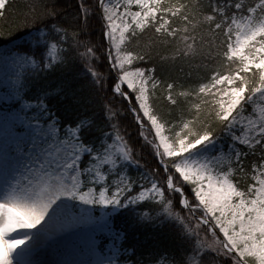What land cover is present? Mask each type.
<instances>
[{
	"label": "snow or ice",
	"instance_id": "obj_1",
	"mask_svg": "<svg viewBox=\"0 0 264 264\" xmlns=\"http://www.w3.org/2000/svg\"><path fill=\"white\" fill-rule=\"evenodd\" d=\"M0 21V264H264V0Z\"/></svg>",
	"mask_w": 264,
	"mask_h": 264
},
{
	"label": "trees",
	"instance_id": "obj_2",
	"mask_svg": "<svg viewBox=\"0 0 264 264\" xmlns=\"http://www.w3.org/2000/svg\"><path fill=\"white\" fill-rule=\"evenodd\" d=\"M24 2L25 0H15V6L17 9V13L23 9L24 7ZM15 22V18L14 17H9L8 21H7V25H5V30H7L8 27H11ZM4 22L0 21V25H3ZM96 38L99 39V33L96 34ZM157 97H160V99L157 101L158 106L163 108V109H167L168 105L167 103L163 100L162 98V94L160 92H157ZM130 131H134L133 129H130Z\"/></svg>",
	"mask_w": 264,
	"mask_h": 264
}]
</instances>
